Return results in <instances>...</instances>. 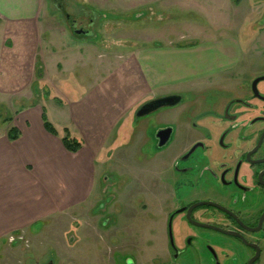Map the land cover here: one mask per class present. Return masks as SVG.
<instances>
[{
	"label": "rangeland",
	"instance_id": "obj_1",
	"mask_svg": "<svg viewBox=\"0 0 264 264\" xmlns=\"http://www.w3.org/2000/svg\"><path fill=\"white\" fill-rule=\"evenodd\" d=\"M65 1L68 13L84 9L93 16L94 28L85 37L69 32L51 0H42L38 19L28 26L0 18V122L19 119L17 112L29 109V123L36 125L43 108L57 131L68 129L96 152L92 161L87 157L78 177L83 191L72 205L0 238V264L106 262L101 220L116 226V204L138 201L131 192L147 190L154 173H164V152L154 157L157 145L141 141L143 132L154 136L181 111L162 108L135 116L138 106L161 92L150 93L135 81L139 53L182 39L230 36L240 60L218 82L226 85L264 50V0L222 1L220 13L210 0ZM16 234L23 238L12 246L8 240Z\"/></svg>",
	"mask_w": 264,
	"mask_h": 264
},
{
	"label": "flooded vegetation",
	"instance_id": "obj_2",
	"mask_svg": "<svg viewBox=\"0 0 264 264\" xmlns=\"http://www.w3.org/2000/svg\"><path fill=\"white\" fill-rule=\"evenodd\" d=\"M51 2L74 37L94 28L86 10L70 14L65 0ZM231 76L226 85L156 97L179 98L148 114L181 109L141 138L154 140V157L164 152V173L131 192L138 201L116 204V226L101 220L104 264H264V50Z\"/></svg>",
	"mask_w": 264,
	"mask_h": 264
},
{
	"label": "crops",
	"instance_id": "obj_3",
	"mask_svg": "<svg viewBox=\"0 0 264 264\" xmlns=\"http://www.w3.org/2000/svg\"><path fill=\"white\" fill-rule=\"evenodd\" d=\"M222 1L227 0H210L211 9L220 13ZM41 2L0 0V18L25 21L28 26L38 19ZM183 40L146 48L136 56L137 67L132 71L135 81L143 82L150 93L161 91L149 100L218 83L240 60L237 40L230 36ZM42 109L36 125L29 123V109L17 112L21 114L19 119L9 117L10 121L0 122V238L72 205L83 191L78 179L85 172L87 157L92 161L96 152L85 147L80 138V149L67 151L61 142L64 132L55 129L58 134L53 135L43 128ZM11 127L19 131L14 140L7 137Z\"/></svg>",
	"mask_w": 264,
	"mask_h": 264
},
{
	"label": "trees",
	"instance_id": "obj_4",
	"mask_svg": "<svg viewBox=\"0 0 264 264\" xmlns=\"http://www.w3.org/2000/svg\"><path fill=\"white\" fill-rule=\"evenodd\" d=\"M39 74H40V72H39ZM40 117H41L43 128L48 133L53 134V135H57L58 134L57 131L52 126V124L47 120L45 111L43 109L41 111ZM10 120H11L10 118H4V121H10ZM63 132L64 133L61 136V142H62L63 147L69 152L78 151L81 147V143H82L81 140L71 136L67 129H64ZM18 135H19V131L16 127H11L8 130L7 137L10 140L16 139L18 137Z\"/></svg>",
	"mask_w": 264,
	"mask_h": 264
},
{
	"label": "water",
	"instance_id": "obj_5",
	"mask_svg": "<svg viewBox=\"0 0 264 264\" xmlns=\"http://www.w3.org/2000/svg\"><path fill=\"white\" fill-rule=\"evenodd\" d=\"M52 1H55V0H52ZM79 32L80 31H75L74 33L77 34ZM178 98H179L178 96H164V97H159L156 99L146 101L138 107V109L135 112V116L140 117V116L146 115L152 110L160 106L173 105L178 101ZM165 139H166V136H165Z\"/></svg>",
	"mask_w": 264,
	"mask_h": 264
}]
</instances>
